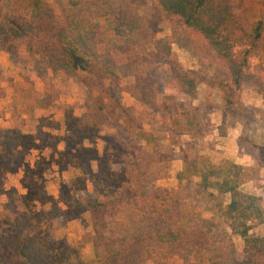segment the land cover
<instances>
[{
    "label": "trees",
    "instance_id": "16d2710c",
    "mask_svg": "<svg viewBox=\"0 0 264 264\" xmlns=\"http://www.w3.org/2000/svg\"><path fill=\"white\" fill-rule=\"evenodd\" d=\"M152 1L156 19L187 29L189 43L198 54H216L223 69L205 83L221 91L226 104H235L236 97L248 87L264 94L262 5L251 0ZM17 3L0 0V45L16 37L36 38V32L48 30V39L37 38L39 45L28 43L38 76L57 69L95 72L113 79L121 76L111 51L99 50L95 24L66 15L61 26L49 30L54 23L43 17L40 0H27L25 10ZM140 27V18L130 8H118L114 12L113 47L121 53L130 51ZM137 60L164 67L180 96L197 97L198 78L172 58L170 42L158 39L154 49L144 51ZM136 84L144 92V101L169 120L173 136L192 135L200 128L199 110L174 94L162 92L155 72L136 79ZM27 143H31V136L19 123L9 129L0 126V163L15 157ZM258 149V164L264 168V145ZM182 161L174 190L148 193L140 165L130 156L120 162V174L109 167L108 174L100 166L97 171L91 167L85 170L78 184L86 191L89 183V195H76L73 185L65 192L59 190L65 208L76 206L91 217L90 259L85 258L79 243L55 236L51 221L64 213L60 205L52 202L45 208L44 196L34 192L30 184L25 185L23 195L10 188L0 209V264H172L173 257H178L180 264H264V235L249 233L251 222L264 221L263 210L258 197L239 188L252 177V168L228 159L215 164L199 154H183ZM188 186L194 198L207 194L217 200L229 195L225 205L215 203L221 221L203 217L193 199L164 202L168 195L185 197ZM228 229L244 241L241 259L236 257Z\"/></svg>",
    "mask_w": 264,
    "mask_h": 264
},
{
    "label": "rangeland",
    "instance_id": "374dc122",
    "mask_svg": "<svg viewBox=\"0 0 264 264\" xmlns=\"http://www.w3.org/2000/svg\"><path fill=\"white\" fill-rule=\"evenodd\" d=\"M40 1L45 10L43 17L50 20V24L54 23L47 27L49 30L61 26L66 15L95 24L99 32L98 48L111 51L121 67V76L118 79L104 78L95 72L70 69L47 70L38 76L29 55L28 43L39 45L37 38L48 39V30L36 32V38L16 37L2 42L0 126L9 129L19 123L20 129L30 134L31 143L19 148L9 161L0 163V209L10 188L23 195L27 191L25 185L30 184L34 192L44 196L45 208L56 202L65 210L62 215L52 218L55 236L70 243H79L85 258L90 259L93 256L91 217L76 206L65 208L61 204L59 190L65 192L68 186L73 185L76 195H89L90 184L86 191L78 184V180L85 176V170L91 167L97 171L100 166L108 174V167L117 170L120 162L129 156L139 163L148 193L174 190L178 186L176 173L179 161L181 169L183 167V154L204 155L215 164L222 159L234 162L218 153L220 149L212 148L214 152L207 154V149H197V145L205 133L213 135L207 139L208 142L217 143L220 141L218 133L223 134L227 128L240 124L243 128L240 147L251 156L241 165L252 168V177L239 188L259 198L264 220V168L258 164V148L264 145V94L259 89L245 88L236 97L235 104H226L223 93L205 83L223 69L216 54H198L189 43L187 29L156 19L152 0ZM251 1L262 5L264 14V0ZM17 2L24 10L28 9L27 0ZM120 7L130 8L141 20L135 44L126 53L113 47L114 12ZM161 38L170 42L172 58L197 76L195 99L180 96L167 69L137 60L144 51L153 50ZM154 72L159 76L162 92L174 94L187 106L199 110L200 128L189 135V141L183 136L187 134L173 136L169 120L161 112L153 110L150 102L144 101V92L137 86L136 79ZM252 91H258L262 96ZM117 171L120 174V170ZM187 192L185 197L168 195L164 202L193 199L195 209L203 217L214 216L221 221L215 203L221 202L222 206L228 203V194L214 200L207 194L194 198L190 186ZM209 206L212 210L208 209ZM250 226V234L264 235V221H253ZM228 232L236 248V257L241 259L244 241L229 229ZM173 258L172 264L181 263L178 257Z\"/></svg>",
    "mask_w": 264,
    "mask_h": 264
},
{
    "label": "crops",
    "instance_id": "0c3cea01",
    "mask_svg": "<svg viewBox=\"0 0 264 264\" xmlns=\"http://www.w3.org/2000/svg\"><path fill=\"white\" fill-rule=\"evenodd\" d=\"M253 94H257L258 96H262L261 93H259L258 91L254 92L252 91ZM5 117H7V114H4ZM2 117V114H1ZM0 117V118H1ZM218 125V124H217ZM242 125L238 124L235 127H229L226 129L225 133L223 134H217V137L220 138V141L217 143H213V142H208L207 139H210L211 135L209 133H205V135H203V137L199 140V143L197 145V149L200 150H204L207 149V154H210L211 152H214V149H220L221 152L218 153H222L223 155H226V157L232 159L234 161V163H239L242 164L244 161H246L247 159H251V156L249 153H247L246 151L242 150L239 144L240 141V133L242 132ZM216 130L213 129L212 131L214 132ZM213 134V133H212ZM186 136L187 141H189V135H183ZM215 141H217V138H215ZM207 144V147H206ZM209 147V148H208ZM201 153H203L204 151H200ZM178 163V161H175ZM181 162L179 161V166L177 168L180 170L181 169ZM248 165V164H246Z\"/></svg>",
    "mask_w": 264,
    "mask_h": 264
}]
</instances>
